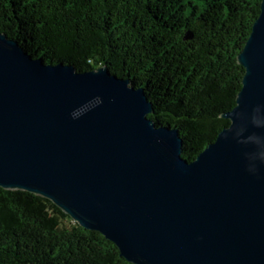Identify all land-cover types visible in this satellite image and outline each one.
Returning <instances> with one entry per match:
<instances>
[{"label": "water", "instance_id": "95a60500", "mask_svg": "<svg viewBox=\"0 0 264 264\" xmlns=\"http://www.w3.org/2000/svg\"><path fill=\"white\" fill-rule=\"evenodd\" d=\"M0 32V186L54 202L131 264H264V0L230 120L192 161L145 89Z\"/></svg>", "mask_w": 264, "mask_h": 264}, {"label": "trees", "instance_id": "16d2710c", "mask_svg": "<svg viewBox=\"0 0 264 264\" xmlns=\"http://www.w3.org/2000/svg\"><path fill=\"white\" fill-rule=\"evenodd\" d=\"M260 0H0V32L76 72L106 67L145 89L155 124L178 130L192 161L230 120L237 55ZM0 264H131L114 242L51 200L0 186Z\"/></svg>", "mask_w": 264, "mask_h": 264}]
</instances>
